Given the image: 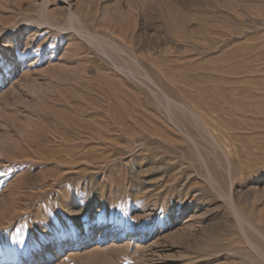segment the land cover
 <instances>
[{
    "label": "rangeland",
    "instance_id": "1",
    "mask_svg": "<svg viewBox=\"0 0 264 264\" xmlns=\"http://www.w3.org/2000/svg\"><path fill=\"white\" fill-rule=\"evenodd\" d=\"M0 264H264V0H0Z\"/></svg>",
    "mask_w": 264,
    "mask_h": 264
},
{
    "label": "bare ground",
    "instance_id": "2",
    "mask_svg": "<svg viewBox=\"0 0 264 264\" xmlns=\"http://www.w3.org/2000/svg\"><path fill=\"white\" fill-rule=\"evenodd\" d=\"M26 10V9H25ZM27 12H31V11H33V9L30 7V5H29V7H28V9L26 10ZM53 14V13H52ZM83 16H82V18H83V20L84 21H86L85 19H86V17H87V13L86 12H84L83 14H82ZM81 16V15H80ZM38 25V24H37ZM42 25H40V27H41ZM45 26V25H44ZM38 27H39V25H38ZM38 29V28H37ZM42 29V28H41ZM152 62V61H151ZM153 63V62H152ZM153 65V64H152ZM151 66V65H150ZM158 66H156V68H157ZM161 67V66H160ZM160 73V72H159ZM187 93V92H186ZM179 94V93H178ZM184 96V95H183ZM197 98V97H196ZM200 100V99H199ZM196 101V100H195ZM222 106V105H221ZM216 115V114H215ZM199 116H200V114H199ZM208 121V120H207ZM85 237H87V236H85Z\"/></svg>",
    "mask_w": 264,
    "mask_h": 264
}]
</instances>
